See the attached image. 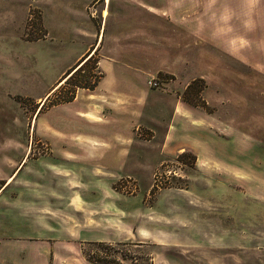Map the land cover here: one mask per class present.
Wrapping results in <instances>:
<instances>
[{
  "label": "rangeland",
  "instance_id": "obj_1",
  "mask_svg": "<svg viewBox=\"0 0 264 264\" xmlns=\"http://www.w3.org/2000/svg\"><path fill=\"white\" fill-rule=\"evenodd\" d=\"M84 1L0 0L1 176H7L10 167L26 153L29 158L19 167L24 165L17 180L23 178L29 167L43 171L42 177L33 176L31 200L24 196L25 187L17 180L3 193L6 198L16 196L19 191L22 193L12 207L17 218L23 214L20 209L24 204L33 209L29 215L33 229L15 227L9 233H32L40 246H52L51 259L59 262L98 264L86 259L82 253L85 250L94 256L108 253L107 260L113 264H264V206L256 198L250 200L252 196L219 187L215 170L199 174L190 152L166 160L151 171H140L136 175L120 172L122 177L113 186L127 198V229L108 231L82 227L75 232L77 239L67 237L65 226L71 227L74 206L66 199H73L77 190L69 181H63L66 178H62V172L74 165L70 157L75 144L62 134L68 132L72 136L76 127L70 110L64 107L46 110L52 103L68 97L73 87L64 84L54 92L51 90L40 112L37 108L62 69L76 55L79 39L75 33L79 28L73 25L98 20L103 0L83 6ZM164 1L172 5L176 2L179 20L188 10L190 12L188 5L192 3L194 55L200 53V49L204 53V48L209 57L215 53L224 55V60L204 63L208 76L191 81V88L182 96L197 104L204 102L207 93L210 99L207 110L215 114L216 92L224 82L226 91L240 86L241 93H245L248 86H256L257 93L251 95L257 97L258 102L264 101V0ZM115 5L116 0H113L110 12L116 9ZM111 22L110 19L106 33ZM63 32L67 33L66 37ZM96 61L97 56H93L71 83L93 81ZM157 78L166 82L171 76L159 73ZM208 87L209 92H206ZM36 112L37 118L34 117ZM65 115L69 118L65 119ZM43 122L47 130L46 138L41 140ZM142 135L148 138L146 132ZM156 173L159 178L155 182ZM1 206L0 209L7 212L11 209ZM140 210L144 215H135ZM220 220L225 222V230H221ZM6 226L8 224L2 228L3 233L8 232ZM137 226L140 231L132 235ZM88 242H103L108 246ZM59 247L68 248L65 250L67 258Z\"/></svg>",
  "mask_w": 264,
  "mask_h": 264
},
{
  "label": "crops",
  "instance_id": "obj_2",
  "mask_svg": "<svg viewBox=\"0 0 264 264\" xmlns=\"http://www.w3.org/2000/svg\"><path fill=\"white\" fill-rule=\"evenodd\" d=\"M98 1L85 0L82 5ZM112 1L103 0L96 23L85 20L82 25H73L79 28L75 33L79 39L76 55L62 69L37 108L39 112L51 90L63 86L69 71L84 62L86 56H97L96 67L102 76L95 88H77L71 101L51 105L46 110L58 107L70 110L76 127L72 136L68 132L62 134L75 144L70 157L74 165L62 172V178H66L63 181H69L77 190L73 199H66L74 206L71 227L65 226L67 237L77 239L75 232L82 227L127 229V198L113 186L122 177L120 172L136 175L151 171L185 152L194 155V168L199 174L215 170L219 187L252 196L250 200L256 198L264 206V101L258 102L251 95L257 93V87L248 86L241 93V87L237 86L231 92L226 91L223 82L216 92L215 114L207 110L210 103L207 93L201 105L187 102L182 93L191 81L208 76L204 63L224 60L223 54L209 57L207 48L204 53L200 49V53L193 54L192 3L188 5L190 12L179 20L176 2L172 5L164 0H116V9L110 12ZM159 73L171 76L170 80L157 78ZM152 79L163 87L151 86ZM45 124L41 126V140L46 138ZM144 132L147 139L142 135ZM26 157L27 153L10 167L7 176L2 177L0 171V205L11 207L8 212L0 209V264H78L51 259L52 246H40L32 233H9L15 227L33 229L31 205L21 207L23 214L19 218L12 211L22 193L3 197L27 163L29 155ZM39 174L43 176L42 168L29 167L23 178L16 181L25 187L24 196L28 200L33 197V176L39 178ZM47 175L46 172V181ZM233 205L236 206V201ZM135 215L143 216L144 211ZM220 222L221 230H225V222ZM7 224L8 232L3 233ZM140 229L137 226L132 235ZM59 250L68 257L65 256L68 248ZM77 252L80 253L79 246Z\"/></svg>",
  "mask_w": 264,
  "mask_h": 264
},
{
  "label": "trees",
  "instance_id": "obj_3",
  "mask_svg": "<svg viewBox=\"0 0 264 264\" xmlns=\"http://www.w3.org/2000/svg\"><path fill=\"white\" fill-rule=\"evenodd\" d=\"M93 57L89 56L87 57L86 56V59L81 61L82 63H79L72 71H69L68 75H66V80H65V84H70L72 87H73V90L70 92V95L68 97H66L65 99H62L60 102H57V103H52V105H55V104H58V103H62V102H69L71 101L74 96H75V91L77 90V88H87V89H94L95 86L97 85L98 81L100 80L101 76H102V73L97 69V67L95 66L94 68L97 70V72L92 76L93 77V81L89 82V83H83V82H80V83H71V81H73L76 76L81 73L83 70H84V67L85 65L88 64V62L91 61ZM192 86V83H190L188 85V87L186 88L185 90V94L189 91V89L191 88ZM50 96H48L45 100V102L49 99ZM184 99L189 102V103H192L194 105H201L202 103H194L192 101H190L187 97H184ZM45 102L42 104L41 108H40V111L41 109L43 108V106L45 105ZM39 111V112H40ZM90 243V245H96V246H108V245H105L103 242H88ZM82 253L83 255L86 257V259L88 261H91V262H94V263H98V264H113L110 260H107L108 258V253H104V254H98L96 253L95 256L92 255V252L91 253H88L86 252L85 250H82Z\"/></svg>",
  "mask_w": 264,
  "mask_h": 264
},
{
  "label": "built area",
  "instance_id": "obj_4",
  "mask_svg": "<svg viewBox=\"0 0 264 264\" xmlns=\"http://www.w3.org/2000/svg\"><path fill=\"white\" fill-rule=\"evenodd\" d=\"M149 84L151 85V86H153V87H157V86H159V83L157 82V81H155L154 79H152V80H150L149 81ZM155 177H154V179H155V182L158 180V175H157V173L154 175ZM155 187H157L158 188V185H154Z\"/></svg>",
  "mask_w": 264,
  "mask_h": 264
},
{
  "label": "bare ground",
  "instance_id": "obj_5",
  "mask_svg": "<svg viewBox=\"0 0 264 264\" xmlns=\"http://www.w3.org/2000/svg\"><path fill=\"white\" fill-rule=\"evenodd\" d=\"M65 80H66V79H65ZM65 80H64V81H65ZM64 81H63L62 83H64ZM62 83H61V84H62ZM61 84H60V85H61ZM58 87H59V86H58ZM58 87H57V88H58Z\"/></svg>",
  "mask_w": 264,
  "mask_h": 264
}]
</instances>
